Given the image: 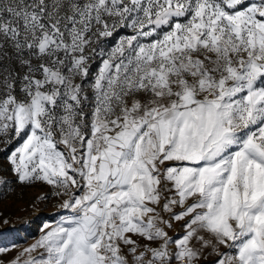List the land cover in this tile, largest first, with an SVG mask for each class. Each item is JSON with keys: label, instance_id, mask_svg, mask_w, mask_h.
Here are the masks:
<instances>
[{"label": "snow or ice", "instance_id": "obj_1", "mask_svg": "<svg viewBox=\"0 0 264 264\" xmlns=\"http://www.w3.org/2000/svg\"><path fill=\"white\" fill-rule=\"evenodd\" d=\"M0 153V264H264V0H0Z\"/></svg>", "mask_w": 264, "mask_h": 264}, {"label": "rangeland", "instance_id": "obj_2", "mask_svg": "<svg viewBox=\"0 0 264 264\" xmlns=\"http://www.w3.org/2000/svg\"><path fill=\"white\" fill-rule=\"evenodd\" d=\"M0 165H4L2 153ZM50 190L40 184L16 187L14 192H9L0 199V221H7L0 222V248L14 249L9 253V257L19 250L17 246L26 247L33 243L41 234L40 230L45 223L55 225L61 215L68 214L58 210L55 197L44 201L37 199Z\"/></svg>", "mask_w": 264, "mask_h": 264}]
</instances>
